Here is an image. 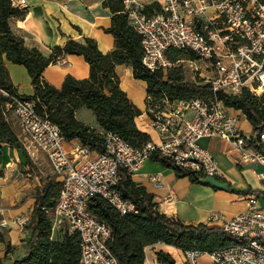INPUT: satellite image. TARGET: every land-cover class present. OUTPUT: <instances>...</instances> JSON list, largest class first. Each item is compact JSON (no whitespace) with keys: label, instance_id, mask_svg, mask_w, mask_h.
<instances>
[{"label":"built area","instance_id":"2783aa9c","mask_svg":"<svg viewBox=\"0 0 264 264\" xmlns=\"http://www.w3.org/2000/svg\"><path fill=\"white\" fill-rule=\"evenodd\" d=\"M124 0V13L130 27L141 39V64L151 73L165 78L179 64L186 63L201 77L198 62L204 65L201 81L210 86L211 95L189 101H164L163 109L151 110L150 128L157 140L133 148L117 133L100 132L102 153L90 151L78 141L70 150L60 128L39 116L32 102L6 95L8 108L26 138L42 155L61 184L53 209H43L51 218L52 233L66 229L79 237V264H118L108 248L109 228L87 210L94 197L107 201L121 216L136 213L135 206L117 191L120 172L130 175L154 156L169 159L175 166L217 177L218 165L202 148L203 139H218L232 146L238 164L264 167V154L252 142L264 147V126L254 139L239 127L237 116L218 100V95L240 97L243 93L259 99L264 95V4L259 0ZM160 11L147 15V6ZM11 6L25 10L24 0H11ZM170 51L194 54L198 60L168 59ZM148 100H150L148 98ZM245 210L231 218L212 214L208 224L232 240L228 247L202 254L183 252L184 264H264V213L257 198L250 195ZM1 214V211H0ZM29 216L12 220L23 230ZM0 221V228L8 227ZM64 231V230H63Z\"/></svg>","mask_w":264,"mask_h":264},{"label":"trees","instance_id":"16d2710c","mask_svg":"<svg viewBox=\"0 0 264 264\" xmlns=\"http://www.w3.org/2000/svg\"><path fill=\"white\" fill-rule=\"evenodd\" d=\"M124 0H104L103 7L111 13L110 28L104 30L114 38L115 49L101 54L94 40L84 38L82 42L68 39L63 47H55L50 58H44L37 50H27L23 40L10 28L9 21L23 19L25 10L13 8L11 0H0V149L2 146L22 152L28 160L23 144L18 139L6 116L12 112L8 108L10 100L6 95L17 96L33 103L35 112L56 124L66 142L78 141L95 153H102L100 132L117 133L133 148H141L151 141L148 134L141 132L135 119L141 112L127 98L119 87L115 67L129 65L133 78L145 82L147 86L146 114L151 118V110L163 109L164 101L194 100L211 95L210 86L201 80L194 83L183 82L179 71H171L165 78L161 73H151L141 64L142 48L140 36L130 27L124 13ZM264 4V0H259ZM160 11V6L152 4L145 13L151 15ZM74 55L82 57L89 66L87 80L78 81L66 77L61 89H55L43 79V71L61 57ZM185 52L170 51L168 59L175 61ZM191 60L198 58L189 53ZM4 59L13 65L25 68L32 88V96H19L13 87ZM176 72L175 74H173ZM218 100L227 108L240 111L252 131L251 137H259L264 126V95L259 99L243 93L240 97L219 94ZM87 109L95 116L100 132L79 123L75 113ZM252 144L264 154V147ZM154 162L171 169L177 179L187 178L191 184H200L206 177L202 174L175 166L169 159L160 156ZM1 176V175H0ZM117 191L130 201L136 213L121 216L107 201L94 197L88 204V212L104 223L111 232L108 248L118 264H144V250L161 243L175 247L182 252L197 250L210 254L232 244V240L218 228L208 226H186L179 220L160 214L153 197L138 187L131 175L120 172ZM61 184L51 179L35 196V203L25 226L30 230L26 243V254L13 264H79L80 247L76 233L62 231L60 240L52 238L51 218L43 209H53L58 201ZM2 238V236L0 235ZM4 241V239H2ZM6 250L9 245L6 244ZM159 264H175L174 260L162 252L156 253Z\"/></svg>","mask_w":264,"mask_h":264},{"label":"crops","instance_id":"0c3cea01","mask_svg":"<svg viewBox=\"0 0 264 264\" xmlns=\"http://www.w3.org/2000/svg\"><path fill=\"white\" fill-rule=\"evenodd\" d=\"M103 1L24 0L25 17L12 19L9 25L13 33L23 40L27 50H37L47 59L51 57L55 47H63L68 39L76 42H82L84 38L92 39L101 54L106 55L115 49V42L110 34L104 32L110 28L111 13L103 7ZM198 64L200 75L204 77L205 67L202 62ZM4 66L17 94L32 96L30 78L25 68L13 65L5 59ZM132 72L129 65L115 67L120 89L141 112V116L135 119L137 128L148 134L151 141H156L157 137L149 125L150 118L146 114L147 86L145 82L135 80ZM42 76L48 85L59 90L66 77L78 81L87 80L89 66L82 57L66 55L49 65ZM83 109L75 113V119L100 132L93 113ZM229 113L238 117L240 129L250 135L252 128L245 116L233 109H229ZM6 122L27 151L28 161L30 158L39 173L41 166L53 173L42 155L26 138L12 113L6 116ZM72 143L73 141L66 142L68 150L71 149ZM199 144L216 160L219 172L217 177H206L200 184H191L187 178L177 179L171 169L150 159L131 175L132 181L153 197L160 214L179 220L186 226H207L212 214L231 218L245 210V201L250 195L256 196L258 208L264 213V167L238 164L236 151L218 139H203ZM0 151V221L9 224L8 227L0 228V264H13L25 257L30 230L25 227L20 230L12 224V220L30 216L35 196L43 186L40 187L37 177H32L30 169L24 163L25 157L19 151L5 146H2ZM20 171H26V174L20 176ZM52 179L58 182L57 177ZM31 190L36 191L34 195H31ZM218 226V223H213L208 227ZM5 243L9 245L8 250ZM158 252L169 255L175 264H184L181 250L161 243L145 248L144 264H159L156 258ZM208 262L204 255L199 259L200 264Z\"/></svg>","mask_w":264,"mask_h":264},{"label":"rangeland","instance_id":"374dc122","mask_svg":"<svg viewBox=\"0 0 264 264\" xmlns=\"http://www.w3.org/2000/svg\"><path fill=\"white\" fill-rule=\"evenodd\" d=\"M188 55H189V53H186L185 52V55L178 57V59H182V60L190 59L188 57ZM197 65H199V64H197ZM175 71H179L180 72V76H181L183 82H186V83H194L197 80H201V77L198 74L194 73L192 71V69L189 67V65L186 64V63L179 64L178 67L175 69ZM175 73L176 72H174L173 74H175ZM149 102H150V100H149ZM83 110L86 111V112H89L91 114V111H89L87 109H83ZM250 136H252V135L250 134ZM20 153L22 154V152H20ZM26 153H27V151H26ZM22 156H24V155L22 154ZM27 156H29L28 153H27ZM24 163L30 169V174H32V177L33 176L37 177V180H38L37 182H39L40 187H42L46 182L50 181L52 178L56 177V176H54L53 173H51L50 171H48L46 169V167H42V166L39 167V169L41 171V173H39V171L35 168V166L33 165L32 161L30 160V158H29V161L25 159L24 160ZM25 172L26 171H20L19 172L20 173V176L25 175L26 174ZM35 192H36L35 190H31V195H34ZM63 230L65 231L66 229H63ZM63 230H61V229H58L57 230L56 229L53 232L52 238L53 239H56V240H60ZM200 263H202V261H200Z\"/></svg>","mask_w":264,"mask_h":264},{"label":"water","instance_id":"95a60500","mask_svg":"<svg viewBox=\"0 0 264 264\" xmlns=\"http://www.w3.org/2000/svg\"><path fill=\"white\" fill-rule=\"evenodd\" d=\"M0 153H1V151H0Z\"/></svg>","mask_w":264,"mask_h":264}]
</instances>
